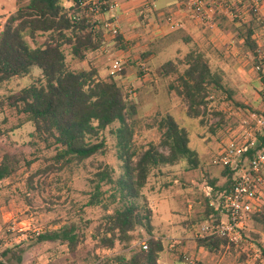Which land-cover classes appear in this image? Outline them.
Segmentation results:
<instances>
[{
    "label": "rangeland",
    "instance_id": "obj_1",
    "mask_svg": "<svg viewBox=\"0 0 264 264\" xmlns=\"http://www.w3.org/2000/svg\"><path fill=\"white\" fill-rule=\"evenodd\" d=\"M215 1L220 4L223 0ZM235 2L230 0V8L219 11L212 23L194 18L198 31L192 35L186 30L168 28L164 22L167 14H163L156 18L158 27L155 30L145 25L136 28L119 26L125 49L111 41L107 43L106 52L91 53L85 62H78L71 56L68 46L63 48L69 69L77 71L92 64L103 79L109 77L111 61L115 57L122 60L124 75H117L114 80L138 107L132 122L134 145L139 154L150 143H160L162 132L158 125L166 114L172 115L189 131L190 145L199 154L200 166L193 169L185 160L172 166L161 165L152 169L143 189L153 213L154 234L164 238L181 264H218L221 258L223 264H264V260L256 257L259 254L257 245H264V230L253 222L247 232V241L238 246L229 244L219 251L204 250L202 253L195 247L208 206L214 208L221 199L222 193L213 190L209 181L217 180V186L226 182L218 158L229 131L240 128L247 121L253 126L250 113L264 117V100L259 96L263 89L259 72L264 74V64L258 71L251 55L245 56L238 40L234 39L239 26L234 14L238 4ZM23 4L18 0H0V30L7 18ZM116 11L106 14V20L116 19ZM259 17L264 23V13L260 11ZM256 35L264 56V29H258ZM44 40L38 36L37 45ZM30 44L35 46L32 41ZM195 49L206 56L212 70L222 72L227 86L235 91V100L251 106L253 111L233 107L225 95L214 93L203 121L187 116L185 101L169 90L176 75L166 77L162 66L173 61L183 72L185 66L178 60H183ZM144 54L149 55L144 60L147 68L141 70L140 66L145 64L141 59ZM32 72L37 75L39 70L33 67ZM31 81V77H26L0 84V101ZM0 128L6 133L0 138V161L9 156L19 160L20 166L14 175L0 181V237L7 242L6 248L23 251L21 264H114L116 256L128 254L120 244L113 250L97 248V228L106 213L101 206H87L95 173L105 165L113 168L115 176L120 172V162L110 139H107L105 154H98L80 166L71 165L59 170L52 159L56 147L32 137L33 125L24 121L23 115L9 107L1 108ZM73 225L83 236L75 254L61 241H37L38 234Z\"/></svg>",
    "mask_w": 264,
    "mask_h": 264
},
{
    "label": "trees",
    "instance_id": "obj_2",
    "mask_svg": "<svg viewBox=\"0 0 264 264\" xmlns=\"http://www.w3.org/2000/svg\"><path fill=\"white\" fill-rule=\"evenodd\" d=\"M18 1L24 4L7 18L0 30V84L26 77H31L32 81L4 97L0 109L9 107L23 115L24 121L33 125L32 137L56 147L52 159L59 170L71 165L80 166L98 154H105L107 139H110L120 162V172L115 176V171L108 165L96 172L92 180L93 192L87 202L90 207L101 206L106 213L97 228V248L113 250L120 244L128 250V254L116 256L114 264H159L165 245L161 237L154 235L153 213L143 189L152 169L161 165L172 166L185 160L193 169L200 166L199 154L190 145L189 131L172 115L166 114L158 125L162 132L160 143H150L139 154L134 145L132 122L138 107L129 94L114 77L101 78L92 64L77 71L69 69L63 51L65 46L78 62H85L89 54L101 52L106 47L104 30L99 24L100 20H106V5H102L99 13H93L85 4L86 0ZM234 14L239 23L236 37L241 44L240 50L245 56L251 55L260 71L264 64L256 35L258 29H264L260 10L253 4L238 3ZM38 36L45 38L40 45L36 42ZM115 41L118 48L125 49L120 34ZM148 56L142 55V62ZM178 62L185 66L183 72L173 61L164 63L162 71L166 77L176 75L169 90L185 101L189 118L203 121L214 93L225 95L233 107L253 111L251 106L235 100V91L227 86L222 72L212 70L210 62L199 50L190 51ZM142 66L147 68L146 62L140 68ZM33 67L38 68L37 75H33ZM259 74L263 87L259 96L264 100V74L261 71ZM119 75H124V71ZM5 134L0 128V138ZM256 135L259 146H264V127ZM253 153L249 150L246 155L251 157ZM18 169L19 160L4 157L0 161V181L11 177ZM223 175L226 182L221 186L216 185L215 179L209 181L211 188L219 194L232 190L235 183L232 170L224 168ZM214 214L213 206H208L203 222L211 220ZM252 222L264 230V209L252 216ZM82 237L73 225L38 234L37 241H61L75 254ZM143 241L146 249H143ZM228 245L225 238L197 234V248L215 252ZM257 251L259 258L264 260V245L258 244ZM22 255V250L6 248L0 252V264H21Z\"/></svg>",
    "mask_w": 264,
    "mask_h": 264
},
{
    "label": "built area",
    "instance_id": "obj_3",
    "mask_svg": "<svg viewBox=\"0 0 264 264\" xmlns=\"http://www.w3.org/2000/svg\"><path fill=\"white\" fill-rule=\"evenodd\" d=\"M238 2L244 6L253 4L259 10L264 8L263 0H238ZM85 4L93 13H99L102 5L108 7V13L118 7L117 0H86ZM220 6L208 0H190L187 9L194 16L212 23L217 13L223 10V6L219 8ZM226 8H230V5L225 4L224 10ZM165 21L171 28H182V24L173 16L167 17ZM99 24L104 30L107 41H114L120 33L116 21L100 20ZM256 68L260 69L258 66ZM142 69L146 70L144 66L141 67ZM122 70V60L114 58L110 65V76L115 77ZM249 118L254 125L251 126L247 121L240 128L230 130L227 142L220 151L218 160L223 168H229L234 172L235 183L232 190L221 194L220 202L214 206L215 214L202 226L200 237L215 235L225 238L229 244L238 246L247 241L252 216L264 209V146H259L256 135L264 127V117L253 112L250 113ZM249 150L254 151L251 157L246 155ZM215 222L218 223L213 226ZM142 245L143 249L147 248L145 241ZM6 247L7 242L0 237V252ZM256 257L259 258V254H256Z\"/></svg>",
    "mask_w": 264,
    "mask_h": 264
},
{
    "label": "crops",
    "instance_id": "obj_4",
    "mask_svg": "<svg viewBox=\"0 0 264 264\" xmlns=\"http://www.w3.org/2000/svg\"><path fill=\"white\" fill-rule=\"evenodd\" d=\"M189 1L190 0H117L118 7L116 8V10H117L115 12L116 15L114 14L116 16V19H113V21H116L118 26L129 25L132 28H136V27H139V25H145V26H148L150 30H155L158 27L157 24L155 23L156 18L159 17L160 15L167 14V15H165V18H164L165 20L167 17L173 16L178 22H180L182 24V28H180V30L181 29L186 30V33L188 35H192L193 33H197L198 28H197V24L194 20V18H196V16H194L192 13H190L187 9V4ZM229 1L230 0H223L220 4H217V2L215 0L212 2L210 1V2L212 4H215L216 6L221 5L219 8H221L223 6L222 7L223 10L221 9L223 12L224 11V5L229 4L228 3ZM236 2L239 3L238 0H236ZM260 11H261V13H264V8H261ZM241 13L245 14V12H241ZM164 22L168 28H171L166 24V21H164ZM172 29H176V28H172ZM176 30H179V29H176ZM153 35L155 36L156 34H153ZM104 39H105V41H107V39L105 37H104ZM234 39L238 40L237 37H235ZM234 39H232V40H234ZM110 42L111 41H107L106 47L99 53L106 52L107 51V49H106L107 43L109 44ZM114 43L116 44L115 40H114ZM238 43H239V45H241L239 41H238ZM231 48H232V46H231ZM233 48H234V46H233ZM115 58H118V57H115ZM109 72H110V67H109ZM109 72H108V75L110 76ZM260 79H261V77H260ZM260 84H261V81H260ZM261 86H262V84H261ZM157 237H159V236H157ZM161 238L163 239V242L165 245V251L160 256L159 264H162V262H163V264L179 263L177 261L176 254H174L171 251V248L167 247L164 238L163 237H161ZM195 247H197V246H195ZM204 250L205 249H203V248H198L199 253H202ZM179 264H181V263H179ZM218 264H223V258H221L219 260Z\"/></svg>",
    "mask_w": 264,
    "mask_h": 264
}]
</instances>
